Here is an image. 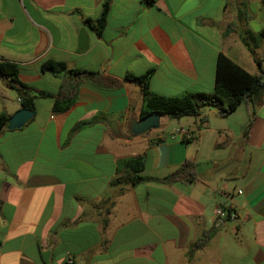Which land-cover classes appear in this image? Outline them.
Instances as JSON below:
<instances>
[{
  "label": "crops",
  "instance_id": "crops-1",
  "mask_svg": "<svg viewBox=\"0 0 264 264\" xmlns=\"http://www.w3.org/2000/svg\"><path fill=\"white\" fill-rule=\"evenodd\" d=\"M104 1L96 34L84 20ZM262 27L261 0H0V60L21 82L55 94L64 73L41 70L47 59L97 73L66 110L35 97L21 127L0 130V264H264V100L133 134L141 90L123 79L152 69L156 94L209 93L218 52L264 77ZM19 108L0 79V113ZM135 155L153 178L189 161L191 181L112 184ZM216 207L233 219L215 226Z\"/></svg>",
  "mask_w": 264,
  "mask_h": 264
},
{
  "label": "trees",
  "instance_id": "trees-1",
  "mask_svg": "<svg viewBox=\"0 0 264 264\" xmlns=\"http://www.w3.org/2000/svg\"><path fill=\"white\" fill-rule=\"evenodd\" d=\"M264 6V0H261ZM108 2L104 1L101 5L99 16L89 23L90 28L99 34L107 12ZM256 37L262 42L264 47V27L257 33ZM245 46L248 47L244 37L241 38ZM41 70L50 72L62 71L64 77L60 82L58 91L53 94L47 91L36 90L18 79L17 65L13 62L0 60V79L15 90L18 96L19 105L22 108L33 110L35 97L53 99L51 110L53 112H62L66 110L74 101L76 87L84 76L97 75L95 72H88L75 68H67L63 62L54 60H44L40 64ZM152 69H147L144 73L134 76L124 74L123 79L133 81L140 86L141 90V109L139 117L150 111H157L160 115H166L171 118H178L184 115L196 116L200 114L201 108L211 106L219 116H225L233 111L241 102H248L251 107L264 100V77L261 72L252 74L247 72L238 64L234 63L226 55L218 52L214 64V77L211 92H184L180 95L164 96L156 94L148 89V79ZM106 86L116 84L111 78H103ZM249 119L243 127L242 135L246 137L250 125ZM9 116L0 113V130L6 125ZM91 121H81L78 125L90 123ZM193 164L189 161H183L176 169L161 178H153L138 175L142 167V156L135 155L125 162V170L112 180V184L130 183L139 181L155 180L160 182L172 181H191L189 175L192 174ZM229 211V210H228Z\"/></svg>",
  "mask_w": 264,
  "mask_h": 264
},
{
  "label": "water",
  "instance_id": "water-1",
  "mask_svg": "<svg viewBox=\"0 0 264 264\" xmlns=\"http://www.w3.org/2000/svg\"><path fill=\"white\" fill-rule=\"evenodd\" d=\"M33 114V110H28L20 107L6 120V128L21 127ZM160 114L157 111H150L147 114L140 116L131 124V132L133 134L143 133L151 128L158 126V118Z\"/></svg>",
  "mask_w": 264,
  "mask_h": 264
},
{
  "label": "built area",
  "instance_id": "built-area-1",
  "mask_svg": "<svg viewBox=\"0 0 264 264\" xmlns=\"http://www.w3.org/2000/svg\"><path fill=\"white\" fill-rule=\"evenodd\" d=\"M181 135L184 138H188V135L185 134L183 131ZM214 215V225L219 226L225 219H233V213L226 210L224 207H216L213 212ZM62 264H78L72 258L65 259Z\"/></svg>",
  "mask_w": 264,
  "mask_h": 264
},
{
  "label": "rangeland",
  "instance_id": "rangeland-1",
  "mask_svg": "<svg viewBox=\"0 0 264 264\" xmlns=\"http://www.w3.org/2000/svg\"><path fill=\"white\" fill-rule=\"evenodd\" d=\"M207 108H212L211 106H206L205 108H204V110H205V112H207ZM221 119V118H220ZM168 120V119H167Z\"/></svg>",
  "mask_w": 264,
  "mask_h": 264
}]
</instances>
